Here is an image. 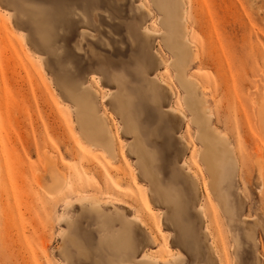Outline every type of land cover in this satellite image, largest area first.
Listing matches in <instances>:
<instances>
[{
	"label": "rangeland",
	"instance_id": "obj_1",
	"mask_svg": "<svg viewBox=\"0 0 264 264\" xmlns=\"http://www.w3.org/2000/svg\"><path fill=\"white\" fill-rule=\"evenodd\" d=\"M155 2L0 0V264H264V0H171L195 45L182 78ZM78 86L109 155L84 136Z\"/></svg>",
	"mask_w": 264,
	"mask_h": 264
},
{
	"label": "bare ground",
	"instance_id": "obj_2",
	"mask_svg": "<svg viewBox=\"0 0 264 264\" xmlns=\"http://www.w3.org/2000/svg\"><path fill=\"white\" fill-rule=\"evenodd\" d=\"M179 2H180V0H179ZM155 3H156L158 10H160L162 15H163V18H162L163 24L170 30V31L169 30L167 31V34L169 36L170 49L175 54V61L174 62H176L177 69L179 71V76H180V78H182L181 76L184 75V71H185V68L187 66V63L189 62V58L192 56L191 47L195 46L186 37L187 27H186V20H185V12L183 9H181L182 14H181V21H180V25H179V14H178L179 10H177V8L179 7L178 4L176 5V7L174 8V11H173L172 9L171 10L169 9V7H172L171 0H156ZM142 8H143V10L147 11V8L145 6H142ZM59 14H60L59 16H60L61 21H64L63 12H59ZM81 16H82V20H83L84 24L87 25L88 24L87 17L85 16V14H81ZM56 19H57V17H56ZM52 21H54V20L52 19ZM92 21L94 23H96L95 13L92 15ZM145 30H147V28ZM147 32H149V30H147ZM22 41H24V40H22ZM198 58L199 57L197 56V54L195 56L193 55V60H198ZM39 65H40V61H39ZM40 67H41V65H40ZM175 69H176V67H175ZM187 79L184 81L186 82L185 84L191 88V89L189 88L190 90L195 91V89L198 90V88L201 87L202 93L203 92L205 93V91H204L205 89L201 85V82L198 79H196L195 77H192V76L188 77ZM162 85H164L165 88H168V89L170 88L169 84L166 82H162ZM70 92H71L70 93L71 97L74 98V101H75L76 105L78 106V115L80 117L81 123L83 124L84 136L86 138H88L89 140H91L92 142H94L95 145L102 148V150L109 155L110 149L108 147L110 145L108 146L109 143H108V139H107V137H108L107 132H108V135L110 137V138L108 137L109 139H112V141H113V137H114V136L112 137V135L110 133V130H109L110 128L108 129V127L103 123L104 121L103 122H101L100 120L96 121V119L93 118L94 116H93V110L91 108L92 107L91 101L87 100V96L85 94L86 91L83 90V88L78 86L77 88H74V90H71ZM83 92H84V94H83ZM132 94H134V93H132ZM131 97H132V95H131ZM187 99L192 100V99L186 98L185 101H188ZM193 101H194V99H193ZM203 102H204V100H203ZM124 103L126 104V102H124ZM257 105L258 106L256 107L257 108V110H256L257 115L256 116H257L258 127L260 129V139H261L262 149L264 150V91H263V97H262V99H260L258 101ZM203 107H206L205 104L203 106L199 107L198 109H196L197 119H199L202 122L205 119V116L203 115V111H204ZM172 111H174L175 113L182 116V118H185L184 114L179 109H172ZM197 119H195V120H197ZM70 122H71V120H70ZM201 129H202V137H203L204 146H205L204 158L208 161V168L210 170L212 169V171L215 170L217 172L223 170L222 174L226 179L228 168H229V164H228L229 162L228 161L230 160V154H228L227 149L224 147V145H222V143H219L216 141L217 137L214 138L211 134H208L207 131H205V129L203 128V125H201ZM210 133H212V132H210ZM213 133H214V130H213ZM95 145L93 146L91 144V146H93V147H95ZM112 146H114V145L112 144ZM259 152H261V151H259ZM122 154H123V152H122ZM255 162H256V164L254 162L253 163L255 164V166H257V168H258L257 171L259 170V172H260L261 171V165H260L258 160ZM182 165L186 168V172L190 173L193 178H195L197 176L196 173L193 170H191L190 166L186 162L182 163ZM118 184H119V182H118ZM212 184H213V182H212ZM85 198H87L88 202L91 204V205H89L90 209L99 215L100 211H101L100 204L103 203V201H105V200H101L100 198H97L95 195H91V196H88ZM111 202H112V200H111ZM147 210H149V209H147ZM198 210L202 211L201 217L206 218L205 217V211L203 210V207H199ZM131 221L134 224L136 223V225L138 224L137 226L140 225V227L144 225V223H143V221L139 215L133 217L131 219ZM209 235H211V234H209ZM152 237H154V236L152 235ZM153 242H155V241H153ZM156 242L154 244H156ZM157 260L158 259L156 257H152V256L145 254L144 256L137 258L136 261H133V264H157V263H159V262H157ZM163 260H165V259H163Z\"/></svg>",
	"mask_w": 264,
	"mask_h": 264
},
{
	"label": "crops",
	"instance_id": "obj_3",
	"mask_svg": "<svg viewBox=\"0 0 264 264\" xmlns=\"http://www.w3.org/2000/svg\"><path fill=\"white\" fill-rule=\"evenodd\" d=\"M171 112H174V111H172L171 110ZM174 114H175V112H174ZM179 116V115H178ZM180 117H182V116H180ZM89 142H90V144H94L95 145V143L94 142H92L91 140H89L88 138H86ZM97 146V145H96ZM97 147H99V146H97ZM100 148V147H99ZM88 205H91L89 202H88ZM90 207V206H89Z\"/></svg>",
	"mask_w": 264,
	"mask_h": 264
}]
</instances>
